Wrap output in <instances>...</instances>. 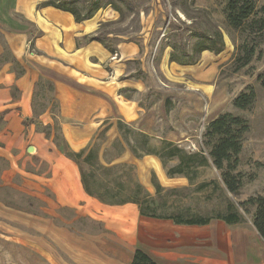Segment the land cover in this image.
<instances>
[{"label":"rangeland","instance_id":"374dc122","mask_svg":"<svg viewBox=\"0 0 264 264\" xmlns=\"http://www.w3.org/2000/svg\"><path fill=\"white\" fill-rule=\"evenodd\" d=\"M43 1L0 0L16 18L0 10V264H127L137 242L147 244L160 221L141 217L135 203L114 204L113 191L84 192L79 174L87 166L68 153L89 147L98 149L99 181L117 199H137L156 214L224 211V190L196 189L219 180L213 166L197 168L192 181L168 176L177 160L133 155L118 120L153 146L166 139L194 151L207 122L240 114L249 122L238 166L244 181L229 196L264 191V44L233 70L246 33L226 24L225 0H131V10L107 5L79 23ZM263 1L255 0L257 9ZM189 25L219 30L224 49L201 52L195 64L170 62L169 41L190 48ZM91 36L113 43L115 53ZM248 84L255 102L233 107Z\"/></svg>","mask_w":264,"mask_h":264},{"label":"trees","instance_id":"16d2710c","mask_svg":"<svg viewBox=\"0 0 264 264\" xmlns=\"http://www.w3.org/2000/svg\"><path fill=\"white\" fill-rule=\"evenodd\" d=\"M120 2L129 10L133 7L131 0H45L41 7H52L62 12L70 14L77 23L90 19L95 13L109 5L122 13ZM222 13L226 24L232 30L244 31L245 37L239 45V54L234 58V71L247 66L257 53V46L264 44V1L260 7L256 8L255 0H225ZM190 30L192 44L190 48L178 46L176 41H169L171 50L168 55L170 62L180 65L195 64L199 54L205 50L214 54L220 53L224 49V40L219 30L212 32L194 29V26L187 27ZM89 40L99 42L105 49L115 53L113 43L98 36H91ZM256 99L254 86L246 85L236 94L231 104L233 107L245 110L250 108ZM119 131L130 134L126 137V143L131 153L137 157L143 154L157 156L163 165L167 161L176 159L177 162L168 167L167 175H183L188 180L194 179L197 168L213 166L218 171L219 180L210 179L201 181L196 189L203 190L209 186L220 187L227 194V201L224 211H216L213 214L201 215L194 212L176 211L163 214L152 212L150 205H141L137 199H118L119 193L114 189L105 187L99 181L97 172L103 169L98 158V149L89 147L78 152L68 153L76 162L84 164L87 169L80 170V183L85 193L103 198L109 191L114 204L132 202L138 205L139 214L145 217L169 219L175 224L183 225H205L213 218L220 219L228 225H244L248 221L252 224L258 235L264 241V191L262 193L248 196L242 201H234L230 196L236 198L243 185L244 174L238 170L240 164V153L244 135L249 130L248 119L240 114L232 112H221L212 120L206 123L202 133V140L199 148L194 151H187L179 144L161 139L158 146L150 144V136L141 131L126 125L122 121H117ZM152 183L156 191L160 190V185L152 175ZM230 195V196H229ZM128 264H159L145 251L136 247L132 252V257Z\"/></svg>","mask_w":264,"mask_h":264},{"label":"crops","instance_id":"0c3cea01","mask_svg":"<svg viewBox=\"0 0 264 264\" xmlns=\"http://www.w3.org/2000/svg\"><path fill=\"white\" fill-rule=\"evenodd\" d=\"M0 10L16 19L5 2ZM153 219L161 224L147 230V244L139 241L136 247L159 264H264V241L250 221L232 226L213 218L205 225H183Z\"/></svg>","mask_w":264,"mask_h":264}]
</instances>
